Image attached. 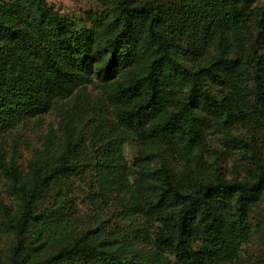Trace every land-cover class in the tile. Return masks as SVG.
Instances as JSON below:
<instances>
[{
	"label": "trees",
	"instance_id": "obj_1",
	"mask_svg": "<svg viewBox=\"0 0 264 264\" xmlns=\"http://www.w3.org/2000/svg\"><path fill=\"white\" fill-rule=\"evenodd\" d=\"M97 1L82 26L48 0H0V136L71 101L26 169L16 150L0 155L10 199L0 194V237L11 238L0 264H167L151 219L186 264H264V251L242 257L264 237V217H253L264 158L236 134L264 136V3ZM213 130L250 153L248 178L210 169ZM132 133L142 139L138 191L125 154ZM77 179L98 209L86 221Z\"/></svg>",
	"mask_w": 264,
	"mask_h": 264
},
{
	"label": "rangeland",
	"instance_id": "obj_2",
	"mask_svg": "<svg viewBox=\"0 0 264 264\" xmlns=\"http://www.w3.org/2000/svg\"><path fill=\"white\" fill-rule=\"evenodd\" d=\"M49 4L56 10L69 17L74 18L82 26L90 24L89 13L98 11L101 8L97 0H48ZM264 0H257L256 4H263ZM88 91L92 97L99 95V89L94 84H88ZM71 101L61 100L58 106L49 112L43 114L40 118L28 120L24 124L19 125L15 130L0 136V155L12 154L16 150L19 164L23 169L27 168L29 161L32 159L34 151L40 148L44 142L46 134L51 129H58L61 121L62 113L69 108ZM248 137L254 144L258 155L264 158V136L258 133L254 136L253 129L240 127L236 134ZM254 138V141H253ZM142 150V139L137 133H132L125 145V154L128 161V175L136 191L140 188L139 163ZM15 153V152H14ZM245 150L232 149L223 141V134L219 131H211L208 134V151L205 153V159L213 170L215 163L219 162L223 166V171L228 179H245L250 173L249 165H252L251 158ZM215 170V169H214ZM6 178L0 170V194L10 201L6 191ZM77 196L74 197L77 210L80 212L81 219L93 215L98 209L91 203L88 197L86 186L81 180L74 181ZM77 199V201H76ZM116 206L106 210V218L111 224L119 221V212ZM254 222L264 217V204L257 207L254 214ZM1 221V217H0ZM86 221V220H85ZM151 234L153 248L163 252L167 264H186L184 260L177 254V243L175 241H165L162 239L163 225L155 219H151L148 224ZM11 238L2 235L0 237V247L6 248L10 245ZM264 251V237L257 235L248 245H244L242 257L247 261L251 254H259Z\"/></svg>",
	"mask_w": 264,
	"mask_h": 264
}]
</instances>
